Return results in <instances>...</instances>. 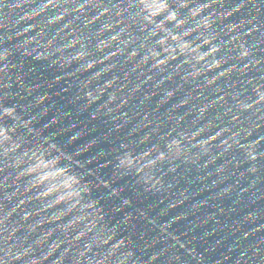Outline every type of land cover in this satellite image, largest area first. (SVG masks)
Instances as JSON below:
<instances>
[{"label":"clouds","instance_id":"clouds-1","mask_svg":"<svg viewBox=\"0 0 264 264\" xmlns=\"http://www.w3.org/2000/svg\"><path fill=\"white\" fill-rule=\"evenodd\" d=\"M0 264H264V0H0Z\"/></svg>","mask_w":264,"mask_h":264},{"label":"water","instance_id":"water-1","mask_svg":"<svg viewBox=\"0 0 264 264\" xmlns=\"http://www.w3.org/2000/svg\"><path fill=\"white\" fill-rule=\"evenodd\" d=\"M122 184H123V182H122L121 184L116 185L115 187L119 188V187L122 186ZM123 195H125V196L128 197V198H131V199L133 200V202L136 204V206L139 207V208H142V209H147L151 204L154 203V201H152V200H149L147 203H141V202H138V201L136 200V197L133 195V193H132L131 191L127 190V189L125 190V192L123 193ZM158 212H159V209H157L156 212H154V213H152V214H153V215H157ZM166 219H167V218H165V220H166ZM174 227H175L177 230H179L181 226L177 225V226H174Z\"/></svg>","mask_w":264,"mask_h":264}]
</instances>
